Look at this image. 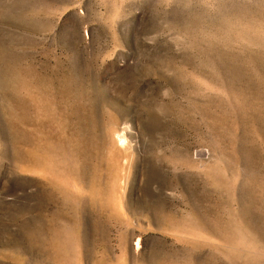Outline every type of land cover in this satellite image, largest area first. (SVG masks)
Listing matches in <instances>:
<instances>
[{
  "label": "rangeland",
  "instance_id": "1",
  "mask_svg": "<svg viewBox=\"0 0 264 264\" xmlns=\"http://www.w3.org/2000/svg\"><path fill=\"white\" fill-rule=\"evenodd\" d=\"M0 264H264V0H0Z\"/></svg>",
  "mask_w": 264,
  "mask_h": 264
}]
</instances>
